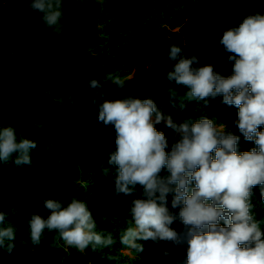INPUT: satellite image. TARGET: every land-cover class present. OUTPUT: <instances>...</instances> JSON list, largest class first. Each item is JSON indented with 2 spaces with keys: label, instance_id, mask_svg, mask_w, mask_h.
<instances>
[{
  "label": "trees",
  "instance_id": "obj_1",
  "mask_svg": "<svg viewBox=\"0 0 264 264\" xmlns=\"http://www.w3.org/2000/svg\"><path fill=\"white\" fill-rule=\"evenodd\" d=\"M61 11L58 25L47 26L28 0H0V126L13 127L18 142L37 144L29 152L31 165H15V153L0 162L3 227L11 226L15 233V240L5 239L0 248V264H175L161 240L135 241L137 247L121 242L134 226L129 224L132 201L144 193L139 185L131 195L116 193L118 173L107 161L116 148V131L98 119L99 103L128 96L154 99L164 114L155 126L165 133L169 154L180 138L167 125L169 116L177 126L207 117L239 137L238 153L258 150L255 136L247 140L238 128L237 106L223 103L222 94L207 102L189 99L190 89L169 81L167 74L179 58L195 55V66L211 64L217 73L232 75V53L220 40L245 16L264 14V0H63ZM173 44L182 48L177 60L169 59ZM93 78L100 89L89 87ZM112 78L126 85L118 88ZM172 90L178 93L175 100ZM257 131H264V125ZM160 176H170L167 166ZM193 187L191 181L189 190ZM174 195H167L174 216L169 227L181 234L182 242H167L178 264H187V228L179 217L183 202L173 208ZM45 199L60 200L64 207L73 199L85 203L96 222L93 231L102 241L110 236L113 243L92 242L79 250L59 230L48 228L34 243L29 218L38 213L47 219L51 210ZM250 202L264 231V184L252 189ZM219 223L226 224L223 219ZM9 243L15 245L11 253Z\"/></svg>",
  "mask_w": 264,
  "mask_h": 264
},
{
  "label": "clouds",
  "instance_id": "obj_2",
  "mask_svg": "<svg viewBox=\"0 0 264 264\" xmlns=\"http://www.w3.org/2000/svg\"><path fill=\"white\" fill-rule=\"evenodd\" d=\"M28 2L32 10L43 13L47 26L58 25L63 0ZM220 43L232 53V75L217 73L211 64L197 67L198 57L192 55L179 58L167 79L189 88V99L207 102L206 98L222 94L223 103L238 107V128L247 140L255 136L258 150L238 153L239 137L227 132L224 124L216 125L207 117L191 125L185 122L177 126L169 116L167 125L180 135L169 154L166 135L155 126L164 120V114L154 99L128 96L99 103L98 119L105 125H114L116 131V148L107 160L118 173L116 193L131 195L137 185L142 186L144 193V198L132 201L129 224L134 226L126 230L121 242L137 247L135 241L161 240L171 249L170 259L175 264L178 261L173 246L167 241L179 244L182 236L169 227L174 216L167 207V195L173 191L172 207L183 202L179 217L187 228V264H264V231L261 221L252 214L250 202L252 189L264 184V131H257L264 125V14L245 16L237 27L224 32ZM181 52L177 44L171 45L169 59L177 60ZM105 79L110 78L107 75ZM111 83L118 88L126 85L118 78H112ZM89 87L100 89L102 85L93 78ZM169 93L173 100L178 97L175 90ZM36 147L31 139L18 142L13 127L0 126V162L8 161L15 153V165H31L29 152ZM165 166L170 176L161 177ZM104 172L109 174L106 169ZM191 181L195 187L189 190ZM44 206L51 210L47 219L38 213L29 218L34 243L40 242L45 228L59 230L62 239L79 250L87 249L92 242L113 243L110 236L102 241L101 235L93 231L96 222L80 200L73 199L64 207L60 200L45 199ZM5 216L0 209V248L5 239L15 240L13 228L3 227ZM221 219L225 225L219 223ZM14 246L9 243L6 250L11 253ZM139 250L143 251V245Z\"/></svg>",
  "mask_w": 264,
  "mask_h": 264
},
{
  "label": "rangeland",
  "instance_id": "obj_3",
  "mask_svg": "<svg viewBox=\"0 0 264 264\" xmlns=\"http://www.w3.org/2000/svg\"><path fill=\"white\" fill-rule=\"evenodd\" d=\"M126 252H129L128 250Z\"/></svg>",
  "mask_w": 264,
  "mask_h": 264
}]
</instances>
